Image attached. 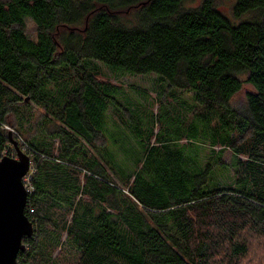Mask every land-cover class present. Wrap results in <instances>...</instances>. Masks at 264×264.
<instances>
[{
    "label": "trees",
    "instance_id": "16d2710c",
    "mask_svg": "<svg viewBox=\"0 0 264 264\" xmlns=\"http://www.w3.org/2000/svg\"><path fill=\"white\" fill-rule=\"evenodd\" d=\"M182 3L0 0V156L15 157V141L32 168V234L16 264H241L248 239L264 240V0H235L233 20L213 0ZM88 60L192 92L202 107L193 140L228 148L231 161L218 165L238 183L259 181L256 191L217 185L212 164L197 163L199 145L178 148L182 137L137 129L140 150L123 171L106 131L109 110H120L117 88L95 78ZM243 82L254 91L233 108Z\"/></svg>",
    "mask_w": 264,
    "mask_h": 264
},
{
    "label": "rangeland",
    "instance_id": "374dc122",
    "mask_svg": "<svg viewBox=\"0 0 264 264\" xmlns=\"http://www.w3.org/2000/svg\"><path fill=\"white\" fill-rule=\"evenodd\" d=\"M134 1L137 2V0ZM200 1L183 0L182 4L184 7L190 8L198 5ZM234 1L213 0L216 8L231 20H233L231 7ZM136 5V3L131 4V8H128L125 14L128 16L132 15L136 11ZM35 29L33 22L28 19L25 32L32 39L36 35ZM85 66L95 78L113 84L117 88L115 99L122 107L120 106V110L116 112L117 116L109 110L106 131L107 136L110 134L108 136V146L115 154V159L122 163L123 171L130 173L134 168L135 154H132L131 149L138 147V150H140V145L132 133L137 129L142 137L152 135L168 141H177L175 139L182 137L181 141L176 142L180 146L178 148L190 149L191 146L197 148L199 145V148L195 150L197 163L202 168L207 163L212 164L214 171L212 174L217 185L230 186L236 189L243 186L245 190L256 191L257 186L260 184L259 181L254 183L251 179L244 178L243 182L238 183L236 174H233L231 166L223 169V167L218 165V158L220 162L225 164L231 161V154L228 148L220 152L221 146L219 145L209 147L205 140L203 145L200 144L199 139L193 140L190 126L192 123L198 124L197 122L200 121L199 117L194 116L201 112L202 107L196 103L192 92L168 86L167 82L156 73L132 74L123 70L113 69L96 60L86 61ZM239 77L244 80L246 75L241 74ZM253 91L254 88L250 84L243 82L241 88L230 98V106L233 108L244 106L246 94ZM28 103L30 105L29 112L32 116L40 113L38 106L34 102L30 101ZM194 120L196 122H192ZM19 136L22 142L24 137L22 135ZM146 141L145 143L148 145L156 143L153 138ZM189 141H192L193 145ZM259 171L260 174L257 176L264 178V169H259ZM108 172L112 174L111 177L118 185L123 186L118 174L112 173L110 169H108ZM239 174H243L241 170ZM248 242L251 245L250 250L247 256L242 259L241 264H264V240L252 238L248 239Z\"/></svg>",
    "mask_w": 264,
    "mask_h": 264
},
{
    "label": "water",
    "instance_id": "95a60500",
    "mask_svg": "<svg viewBox=\"0 0 264 264\" xmlns=\"http://www.w3.org/2000/svg\"><path fill=\"white\" fill-rule=\"evenodd\" d=\"M12 143L16 156L0 157V264H16L18 253L24 250L22 238L32 234V224L24 215L27 192L22 181L30 158Z\"/></svg>",
    "mask_w": 264,
    "mask_h": 264
},
{
    "label": "built area",
    "instance_id": "2783aa9c",
    "mask_svg": "<svg viewBox=\"0 0 264 264\" xmlns=\"http://www.w3.org/2000/svg\"><path fill=\"white\" fill-rule=\"evenodd\" d=\"M1 157V156H0ZM31 174H32V168L30 166L28 172L24 175V177L22 178L23 181V185L26 189V192L29 193L31 190V184H30V178H31Z\"/></svg>",
    "mask_w": 264,
    "mask_h": 264
}]
</instances>
